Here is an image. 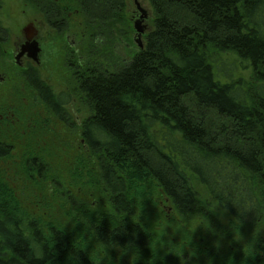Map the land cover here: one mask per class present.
<instances>
[{"label":"trees","instance_id":"obj_1","mask_svg":"<svg viewBox=\"0 0 264 264\" xmlns=\"http://www.w3.org/2000/svg\"><path fill=\"white\" fill-rule=\"evenodd\" d=\"M33 1L51 27L61 25L47 1ZM73 1L95 36L111 35L122 22L123 0ZM150 4L143 47L112 72L78 78L90 109L81 137L107 210L73 208L69 222L55 216L43 225L0 186V264H112L88 244L119 252L123 264H170L135 220L145 182L181 219L228 230L215 249L195 245V264H264V0ZM7 38L0 22V46ZM23 77L39 104L70 125L68 97L54 94L32 68ZM11 151L0 142V161ZM231 232L247 235L245 243Z\"/></svg>","mask_w":264,"mask_h":264},{"label":"rangeland","instance_id":"obj_2","mask_svg":"<svg viewBox=\"0 0 264 264\" xmlns=\"http://www.w3.org/2000/svg\"><path fill=\"white\" fill-rule=\"evenodd\" d=\"M123 1L122 22L113 27L111 35L99 37L87 26L73 0H59L68 25L62 33L44 23L33 0H0V22L8 36L0 46V142L12 147L10 155L0 161V186L20 202L22 212L43 225L53 222L55 216L69 222L68 211L73 208L76 212L87 208L91 214L107 210L105 196L95 185V159L81 137L80 126L90 116V109L78 90V78L91 70L112 72L138 51L133 29L136 10L133 0ZM139 2L148 15L144 22L148 34L152 30L153 10L150 0ZM29 23L37 31L38 63L26 59L19 62L22 67H35L54 94L68 97L70 125L60 122L39 104L24 80L21 65L14 59ZM49 38L59 49L56 55L48 51ZM37 166L42 170L36 171ZM137 191L140 206H135V220L148 231L154 253H164L166 262L179 264L180 259L195 264L201 257L195 245L215 249L223 242L219 235H226V227L220 228L216 222L210 225L204 219H181L168 203L162 202L160 192L152 184L145 182ZM134 198L137 202V196ZM218 218L227 226L229 220L224 215L218 214ZM232 236L244 244L247 235ZM88 249L101 261L124 263L125 258L117 251L110 253L92 244H88Z\"/></svg>","mask_w":264,"mask_h":264},{"label":"flooded vegetation","instance_id":"obj_3","mask_svg":"<svg viewBox=\"0 0 264 264\" xmlns=\"http://www.w3.org/2000/svg\"><path fill=\"white\" fill-rule=\"evenodd\" d=\"M45 1H47L50 6H52L53 8H55L57 10L56 12H57V15L60 18L59 21L61 22V25L56 26V28H54L53 26L51 27V25L48 24L47 19H46L47 17H46L45 12H42L39 9V6H38V4L35 1H33V2L36 3V6H37V8H38V10L40 12V15L43 18L44 23L49 28H51L53 31H55L56 33H62L63 31H65L67 29V26H68L67 25L66 18L64 16V11H63L62 5L59 3V0H45ZM139 1L140 0H133V4H134L135 10H136V18L133 21V29H134L135 34H136V38H135L134 42L138 46V49H141L143 47V43H142V40L141 39H142V36L146 34V30H147L146 26L144 25V22L147 20L148 15H147V12L141 7ZM124 5H125V1H124ZM78 9L80 10V13H81L82 17L85 18L84 14H83V12L81 10V8L78 7ZM85 20H86V18H85ZM137 29L140 30V32H137ZM24 37H25V39L23 41V44H21L19 46L18 52L15 55V58L14 59H15L16 63L19 66L21 65L20 68L23 69V73L25 71L30 70V68L34 69L36 71V73H37V70L35 69V67H33L31 65L26 66V67H22V64L19 62V61H21L23 59H26V60L32 61L35 64L38 63V55H39V52H40V47H39V42L37 40V31H36L35 25L33 23H29L27 25L26 29H24ZM32 42H35L36 43L37 48L39 50L38 51V54H37L36 60H32L28 56L29 54H28V52L26 50L22 53V47L25 48V46H27L28 43H32ZM64 97H66V96L64 95ZM65 99H67V97Z\"/></svg>","mask_w":264,"mask_h":264},{"label":"water","instance_id":"obj_4","mask_svg":"<svg viewBox=\"0 0 264 264\" xmlns=\"http://www.w3.org/2000/svg\"><path fill=\"white\" fill-rule=\"evenodd\" d=\"M137 32H140V30L137 29ZM27 51L28 52V56L32 59V60H36L37 58V54H38V48H37V45L35 42H32V43H28L27 46L22 47V53L24 51Z\"/></svg>","mask_w":264,"mask_h":264},{"label":"clouds","instance_id":"obj_5","mask_svg":"<svg viewBox=\"0 0 264 264\" xmlns=\"http://www.w3.org/2000/svg\"><path fill=\"white\" fill-rule=\"evenodd\" d=\"M46 44L51 55L58 54L59 49L55 46V42L52 38L47 39Z\"/></svg>","mask_w":264,"mask_h":264}]
</instances>
